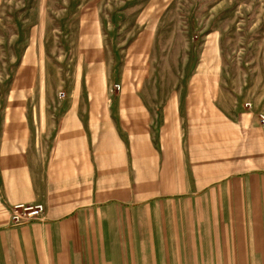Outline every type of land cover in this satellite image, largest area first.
Listing matches in <instances>:
<instances>
[{
	"label": "crops",
	"instance_id": "0c3cea01",
	"mask_svg": "<svg viewBox=\"0 0 264 264\" xmlns=\"http://www.w3.org/2000/svg\"><path fill=\"white\" fill-rule=\"evenodd\" d=\"M151 35L118 93L87 60L54 111L29 109L41 66L20 63L0 125V264H264V126L217 78L146 91ZM19 203L45 212L14 225Z\"/></svg>",
	"mask_w": 264,
	"mask_h": 264
},
{
	"label": "rangeland",
	"instance_id": "374dc122",
	"mask_svg": "<svg viewBox=\"0 0 264 264\" xmlns=\"http://www.w3.org/2000/svg\"><path fill=\"white\" fill-rule=\"evenodd\" d=\"M147 28L154 38L146 91L185 93L195 75L217 78L221 100L264 126V0H0V125L23 60L41 66L29 109L54 111L87 60L106 62L113 81ZM115 84L109 92L121 90Z\"/></svg>",
	"mask_w": 264,
	"mask_h": 264
},
{
	"label": "built area",
	"instance_id": "2783aa9c",
	"mask_svg": "<svg viewBox=\"0 0 264 264\" xmlns=\"http://www.w3.org/2000/svg\"><path fill=\"white\" fill-rule=\"evenodd\" d=\"M121 89L120 84H115L113 91ZM65 96V94H61ZM247 106H252L251 102L246 103ZM261 123L264 125V113H260ZM45 207L42 203H36L34 205L25 204H15L11 210V221L13 224H18L17 222L25 223L30 222L35 219H39L42 216ZM23 221V222H22Z\"/></svg>",
	"mask_w": 264,
	"mask_h": 264
},
{
	"label": "bare ground",
	"instance_id": "6f19581e",
	"mask_svg": "<svg viewBox=\"0 0 264 264\" xmlns=\"http://www.w3.org/2000/svg\"><path fill=\"white\" fill-rule=\"evenodd\" d=\"M19 204H20V203H19ZM42 204H43V203H42ZM25 205H34V204H25ZM43 205H44V204H43ZM13 206H14V205H13ZM13 206H12V207H13ZM44 207H45V205H44ZM11 210H12V208H11ZM11 210H10V221H11ZM44 212H45V210H44ZM44 212H43V214H44ZM43 214H42V215H43ZM41 217H42V216H40L39 219H40ZM35 220H36V219H35ZM22 222H23V221H22ZM28 222H29V221H28ZM28 222H25V223H28ZM11 223H12V221H11ZM17 223H18V224L15 223L14 225H22V224H25V223H21V224H20V222H17ZM12 224H13V223H12Z\"/></svg>",
	"mask_w": 264,
	"mask_h": 264
}]
</instances>
